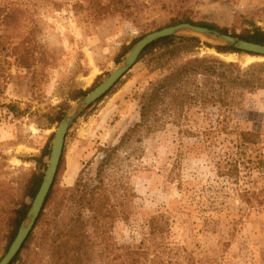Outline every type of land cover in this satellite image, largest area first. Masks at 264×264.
Returning a JSON list of instances; mask_svg holds the SVG:
<instances>
[{
  "label": "rangeland",
  "instance_id": "374dc122",
  "mask_svg": "<svg viewBox=\"0 0 264 264\" xmlns=\"http://www.w3.org/2000/svg\"><path fill=\"white\" fill-rule=\"evenodd\" d=\"M178 13L229 35L254 28L264 32V0H0V258L12 211L29 178L44 176L63 117L139 39L165 28ZM195 56L241 68L264 64V57L205 47ZM163 74L137 61L73 122L43 222L58 212L65 190L78 182L86 189L96 186L101 149L118 145L139 122L147 88ZM78 93L83 95L73 100ZM215 120L213 107L166 110L119 151L105 179L117 216L107 236L117 246L139 244L147 235L146 220L164 213L170 240L203 264H264V89L245 95L229 118L231 129L260 136L258 157L236 178L219 170L227 142L210 134ZM46 146L48 156L42 157ZM41 226L21 251L24 264H45L40 256L46 227Z\"/></svg>",
  "mask_w": 264,
  "mask_h": 264
},
{
  "label": "trees",
  "instance_id": "16d2710c",
  "mask_svg": "<svg viewBox=\"0 0 264 264\" xmlns=\"http://www.w3.org/2000/svg\"><path fill=\"white\" fill-rule=\"evenodd\" d=\"M181 23L228 34V30L214 24L195 22L186 13L175 15L165 28ZM230 35L264 45V32L259 28ZM202 47L214 49L218 54L240 53L232 48L211 46L197 37L187 36L160 39L141 54L138 61H143L150 70L164 74L150 82L140 105L139 122L121 137L118 145L101 149L96 186L86 189L78 182L73 188L65 190L67 196L58 204V212L43 222V218L49 217L45 215V210L52 205V186L34 226L37 228L42 223L41 227H46L42 233V237H46V247L40 256L45 264H203L193 253L170 240V221L164 213L146 220L147 235L141 238L139 244L117 246L112 237L107 236L117 216H114L113 193L105 183L106 173L119 151L138 132L149 131L152 118L166 110L184 113L202 106L213 107L216 120L215 126L209 130L210 134L222 138L223 144L227 142L224 145L225 163L219 168L222 175L229 179L236 178L241 167L247 168L248 164L254 163L253 160L258 157L256 150L260 143L259 134L231 129L229 118L245 95L264 89V64L241 68L235 63H226L216 58L195 56V52ZM80 95L83 93H78L73 100ZM61 116L58 115L56 121H60ZM189 133L193 135L191 131ZM45 156H48L47 146L42 151V157ZM42 179L43 174H33L25 184L18 207L10 217L7 245L2 257L29 210L30 205L24 200L34 199ZM32 237L33 232L11 264H24L21 251L29 248Z\"/></svg>",
  "mask_w": 264,
  "mask_h": 264
},
{
  "label": "water",
  "instance_id": "95a60500",
  "mask_svg": "<svg viewBox=\"0 0 264 264\" xmlns=\"http://www.w3.org/2000/svg\"><path fill=\"white\" fill-rule=\"evenodd\" d=\"M193 36L215 42V46L235 49L241 53L264 57V45L248 42L229 34H221L204 27L181 23L152 32L139 39L128 51L122 62L95 89L80 100L61 120L56 128L50 147L48 164L40 188L32 200L25 219L20 224L17 234L9 246L0 264H11L20 252L23 244L34 229L37 219L44 207L45 200L53 186L61 160L65 138L73 122L95 102L115 86V84L135 65L144 50L154 42L168 37ZM202 41V40H201ZM206 43V42H205Z\"/></svg>",
  "mask_w": 264,
  "mask_h": 264
},
{
  "label": "bare ground",
  "instance_id": "6f19581e",
  "mask_svg": "<svg viewBox=\"0 0 264 264\" xmlns=\"http://www.w3.org/2000/svg\"><path fill=\"white\" fill-rule=\"evenodd\" d=\"M250 59L249 58H246V61H249Z\"/></svg>",
  "mask_w": 264,
  "mask_h": 264
}]
</instances>
